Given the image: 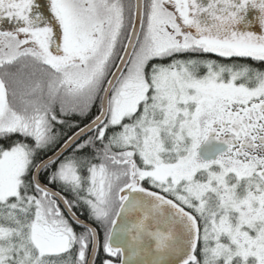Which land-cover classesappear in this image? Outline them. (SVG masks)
<instances>
[{
	"label": "snow or ice",
	"instance_id": "1",
	"mask_svg": "<svg viewBox=\"0 0 264 264\" xmlns=\"http://www.w3.org/2000/svg\"><path fill=\"white\" fill-rule=\"evenodd\" d=\"M2 24L0 264H264V0H0Z\"/></svg>",
	"mask_w": 264,
	"mask_h": 264
},
{
	"label": "trees",
	"instance_id": "2",
	"mask_svg": "<svg viewBox=\"0 0 264 264\" xmlns=\"http://www.w3.org/2000/svg\"><path fill=\"white\" fill-rule=\"evenodd\" d=\"M209 58H212V59H220L222 62H225V63H231V61L224 60L223 58H218V57H216L215 55H211ZM240 62H248V63H252L251 61H243V60H241ZM253 66L264 69V64H260L259 62L254 63ZM95 114H96V109H95L94 112L92 111V115L94 116ZM90 119H91V116H89L88 118H82V119H80V120H79V124H80V126L82 127V126H84V124H87V123L89 122ZM73 122H78V121H73ZM12 139H13V140H18V139H22V137H18V136H17V137H13ZM26 142L31 143V141H26ZM3 143L8 144V143H10V141H4ZM66 154H68V153H65V155H66ZM80 211L83 212L82 209H81ZM76 230H77V231H80L81 229L77 228Z\"/></svg>",
	"mask_w": 264,
	"mask_h": 264
},
{
	"label": "flooded vegetation",
	"instance_id": "3",
	"mask_svg": "<svg viewBox=\"0 0 264 264\" xmlns=\"http://www.w3.org/2000/svg\"><path fill=\"white\" fill-rule=\"evenodd\" d=\"M92 111L94 112L95 111V108L92 109ZM79 120L80 119H76L74 121H78V122H73V123H79ZM72 131H75V129H72ZM68 134L70 135L71 134V131L68 132ZM105 258V255L102 251L99 252L98 256L96 257V262L95 264H101V261Z\"/></svg>",
	"mask_w": 264,
	"mask_h": 264
},
{
	"label": "water",
	"instance_id": "4",
	"mask_svg": "<svg viewBox=\"0 0 264 264\" xmlns=\"http://www.w3.org/2000/svg\"><path fill=\"white\" fill-rule=\"evenodd\" d=\"M41 2H42V3H46V0H41ZM252 16H253V13H250V14H249V18L251 19ZM8 27H9V25H7V24H2V25H0V28H8ZM256 27H257V26L254 25V26H253V29L256 30ZM88 123H89V122H88ZM82 127H83V126H82Z\"/></svg>",
	"mask_w": 264,
	"mask_h": 264
},
{
	"label": "rangeland",
	"instance_id": "5",
	"mask_svg": "<svg viewBox=\"0 0 264 264\" xmlns=\"http://www.w3.org/2000/svg\"><path fill=\"white\" fill-rule=\"evenodd\" d=\"M67 155V154H66ZM83 210V209H82ZM84 211V210H83ZM82 212V211H81Z\"/></svg>",
	"mask_w": 264,
	"mask_h": 264
}]
</instances>
